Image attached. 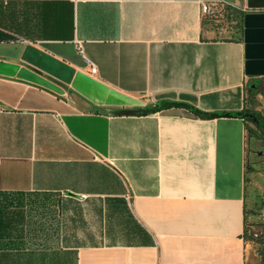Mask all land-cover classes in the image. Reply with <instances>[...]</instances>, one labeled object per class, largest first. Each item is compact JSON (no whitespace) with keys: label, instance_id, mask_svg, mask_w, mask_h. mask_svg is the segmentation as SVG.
I'll use <instances>...</instances> for the list:
<instances>
[{"label":"crops","instance_id":"0c3cea01","mask_svg":"<svg viewBox=\"0 0 264 264\" xmlns=\"http://www.w3.org/2000/svg\"><path fill=\"white\" fill-rule=\"evenodd\" d=\"M263 79L264 0H0V264H250Z\"/></svg>","mask_w":264,"mask_h":264},{"label":"rangeland","instance_id":"374dc122","mask_svg":"<svg viewBox=\"0 0 264 264\" xmlns=\"http://www.w3.org/2000/svg\"><path fill=\"white\" fill-rule=\"evenodd\" d=\"M250 89H253L252 91ZM246 108L253 109L264 115V79L258 80L251 86L247 87ZM251 128L253 124L249 123ZM264 161V154L260 147H251L248 140L247 148V169L249 164L256 167V173H247V206H248V234L257 237L262 232V224L264 223V167H261ZM250 243V264H257L259 259L257 256V246L254 242Z\"/></svg>","mask_w":264,"mask_h":264},{"label":"trees","instance_id":"16d2710c","mask_svg":"<svg viewBox=\"0 0 264 264\" xmlns=\"http://www.w3.org/2000/svg\"><path fill=\"white\" fill-rule=\"evenodd\" d=\"M226 10H230L226 9ZM229 13V12H228ZM233 12H230L228 15L230 17H232L231 15ZM236 26H238L239 28H241V22L237 21L236 22ZM124 113L126 114H142L141 112L138 111H125ZM246 114H251L250 117L246 118L245 121L248 124V139L250 140L251 143V147L255 148V147H260L263 154H264V115H262L261 113H257L255 112L253 109H249L246 108V110L243 112ZM243 118V117H240ZM244 119V118H243ZM249 123L253 124L254 128H251L249 126ZM261 167H264V161L261 164ZM251 172V173H256V167L253 164H249L248 165V169H247V173ZM249 177L246 176V196H245V220H246V240L249 242H254V244L257 246V256H258V263L257 264H264V223L262 224V232L260 234H257V237H253L250 234H248V206H247V197H248V189H247V180Z\"/></svg>","mask_w":264,"mask_h":264},{"label":"water","instance_id":"95a60500","mask_svg":"<svg viewBox=\"0 0 264 264\" xmlns=\"http://www.w3.org/2000/svg\"><path fill=\"white\" fill-rule=\"evenodd\" d=\"M252 90V89H250ZM171 108H180V109H187L190 111H194L196 114L204 116V117H209V118H218V117H230V114H217V113H212V114H203L202 112L196 111L193 107H191L190 105L186 104V103H180V102H161L158 106L150 108V109H140V112H144L145 115H149V114H154V113H158L160 111L163 110H168ZM235 116V115H233ZM236 116L238 117H243L244 119L248 118L251 116V114H246V113H238L236 114Z\"/></svg>","mask_w":264,"mask_h":264},{"label":"built area","instance_id":"2783aa9c","mask_svg":"<svg viewBox=\"0 0 264 264\" xmlns=\"http://www.w3.org/2000/svg\"><path fill=\"white\" fill-rule=\"evenodd\" d=\"M75 1H76V0H75ZM209 8H210L209 5L204 4V5H203V11H204V13H208V12L210 11ZM91 73H92V74H96V73H97V68H96L95 66H93V67L91 68Z\"/></svg>","mask_w":264,"mask_h":264}]
</instances>
